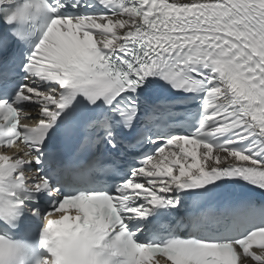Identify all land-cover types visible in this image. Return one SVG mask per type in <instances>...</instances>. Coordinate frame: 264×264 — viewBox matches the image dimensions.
Listing matches in <instances>:
<instances>
[{
	"label": "snow or ice",
	"instance_id": "6c2138e0",
	"mask_svg": "<svg viewBox=\"0 0 264 264\" xmlns=\"http://www.w3.org/2000/svg\"><path fill=\"white\" fill-rule=\"evenodd\" d=\"M0 149V264H264V0H0Z\"/></svg>",
	"mask_w": 264,
	"mask_h": 264
},
{
	"label": "bare ground",
	"instance_id": "6f19581e",
	"mask_svg": "<svg viewBox=\"0 0 264 264\" xmlns=\"http://www.w3.org/2000/svg\"><path fill=\"white\" fill-rule=\"evenodd\" d=\"M33 114H34V115H37V112H36V111H34V112H33ZM32 116H33V115H32Z\"/></svg>",
	"mask_w": 264,
	"mask_h": 264
}]
</instances>
